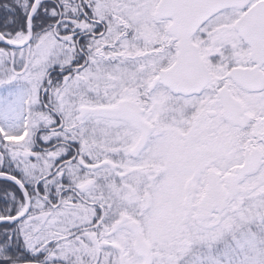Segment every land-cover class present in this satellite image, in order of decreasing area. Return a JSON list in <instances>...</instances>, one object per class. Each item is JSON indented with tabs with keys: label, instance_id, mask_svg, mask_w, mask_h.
Wrapping results in <instances>:
<instances>
[{
	"label": "snow or ice",
	"instance_id": "1",
	"mask_svg": "<svg viewBox=\"0 0 264 264\" xmlns=\"http://www.w3.org/2000/svg\"><path fill=\"white\" fill-rule=\"evenodd\" d=\"M0 264H264V0H0Z\"/></svg>",
	"mask_w": 264,
	"mask_h": 264
},
{
	"label": "flooded vegetation",
	"instance_id": "2",
	"mask_svg": "<svg viewBox=\"0 0 264 264\" xmlns=\"http://www.w3.org/2000/svg\"><path fill=\"white\" fill-rule=\"evenodd\" d=\"M0 183H2V182H0Z\"/></svg>",
	"mask_w": 264,
	"mask_h": 264
}]
</instances>
